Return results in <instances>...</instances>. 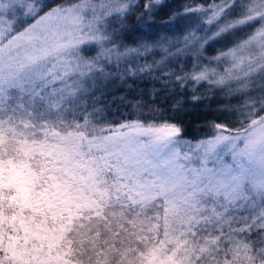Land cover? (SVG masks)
<instances>
[{
  "label": "snow or ice",
  "instance_id": "1",
  "mask_svg": "<svg viewBox=\"0 0 264 264\" xmlns=\"http://www.w3.org/2000/svg\"><path fill=\"white\" fill-rule=\"evenodd\" d=\"M115 80H149L154 114L122 97L133 111L102 131L143 133L139 166H178L204 213L231 224L249 212L234 235L264 264V196L250 188L264 184V0H0V127L106 120L102 86ZM218 97L205 132L189 137L176 114Z\"/></svg>",
  "mask_w": 264,
  "mask_h": 264
},
{
  "label": "trees",
  "instance_id": "2",
  "mask_svg": "<svg viewBox=\"0 0 264 264\" xmlns=\"http://www.w3.org/2000/svg\"><path fill=\"white\" fill-rule=\"evenodd\" d=\"M151 88L149 80L137 81L135 84L131 80L127 84L122 80L108 83L102 86L106 93L104 102L108 105V119L87 126L70 118L67 121L56 120L54 121L56 126L49 123L46 130L66 128L67 131L79 130L85 136L109 133L102 129L127 119L128 113L133 111L132 104L121 102L122 97L133 104L136 101L148 102V107L143 108L140 113L144 119H148L154 114V111L149 109L154 106L151 104L153 97L149 94ZM218 99L221 98L205 101L206 104L210 103L211 107H205L204 104L194 106L189 100L185 104L186 111L176 114V119L184 124L189 137H198L205 132L207 122L213 118ZM160 103L163 107H168L163 99ZM169 103L172 101L170 100ZM49 139L44 137L41 142H30L29 149L14 146V150L8 152L9 154L3 152V158H0V253L3 254L0 255V260L7 258L5 264H113L101 262L99 259L80 260L77 253L71 252L69 246L71 241H75L72 236L73 224L82 220L85 222L89 218H97L101 214L99 212L101 204L108 203L107 193L100 205L95 208H80L75 205L62 208L42 202L38 196L42 187L39 184L34 186V190L38 193L33 197L28 196L29 199L25 201L24 196L21 195L24 191L19 188V178L23 174H19L15 182L9 179L7 171L18 169V171L23 170L31 182L44 174L50 177L49 180L67 182V177L60 172L61 163L53 154H48L46 149H43L42 145L47 146L44 141ZM194 195L197 201L193 202L194 208L192 206L191 213H185V208L168 213L166 210L168 205L163 198L143 204L124 201L121 212H137V217L145 218L154 225L153 234L147 240L137 239L138 242H142L144 248L138 249L133 264H253V257L255 264H261L255 253H251V257L243 261L238 260L232 250L233 240L244 243L243 238H238L234 233L246 228L247 223L252 221L253 217L250 213L246 211L242 217H238L239 223L216 224V219L221 217L218 214L204 213L205 206L200 204L199 198ZM256 196L258 202L264 193L258 192ZM259 211L260 214H264V209ZM71 231V235L68 236V232ZM101 234L104 236L109 233L103 230ZM255 238L252 237L253 240ZM129 239L130 242L136 241L132 238V234L128 240H119L113 236L111 239L113 250L118 249L119 242ZM109 241L108 239V243ZM99 242L102 247L106 243L104 240ZM135 247L136 244H131V250Z\"/></svg>",
  "mask_w": 264,
  "mask_h": 264
},
{
  "label": "rangeland",
  "instance_id": "3",
  "mask_svg": "<svg viewBox=\"0 0 264 264\" xmlns=\"http://www.w3.org/2000/svg\"><path fill=\"white\" fill-rule=\"evenodd\" d=\"M117 81L119 80H115ZM49 123L56 126L54 121L40 120L33 124L24 119L16 122L19 127L16 125L0 127V153L11 152L15 149L14 146L29 149L28 143L41 142L44 137L50 138L44 141L47 146L42 145L43 149H46V153L53 154L61 163L60 172L67 177V182L49 180L50 177L46 174L39 175L37 180L31 182L23 170H20L22 171L20 173L18 169H9L8 177L14 182L19 174H23L19 178V188L24 191L21 195L25 201L38 193L34 190L36 184L42 185L38 195L42 202L62 208H69L71 205L95 208L100 205L107 193L108 203L101 204L103 207L101 206L99 211L101 214L97 218L73 224L72 236L75 241H71L69 246L71 252L77 253L80 260L99 259L101 262L113 264L135 263L138 249L144 248L142 242L138 240H147L153 234L154 225L145 218L137 217V212H121L124 201L143 204L163 198L168 205L166 209L168 213L181 211L183 208L186 209L185 213L192 212L193 202L197 201L194 194L200 189L192 188L189 191V188L196 181L180 173L178 166L176 172L169 174H157L139 166L136 142L143 133L138 129L128 128L119 133L85 136L79 130L67 131L66 128L48 131L46 129ZM4 153L0 158H3ZM242 162L254 171L258 169V163L255 161L245 158ZM250 188L255 196L258 192L264 193V184L259 180L250 182ZM230 220L232 218L229 216L217 218L216 224H226ZM103 230L109 234L103 236L101 234ZM72 231L68 232V236ZM130 234L136 241L130 242L129 239L119 242L118 249L114 251L112 237L128 240ZM100 240L106 241L103 247ZM131 244H136L134 250H131ZM232 247L233 254L238 260L245 261L251 257L247 245L243 242L235 239L232 241Z\"/></svg>",
  "mask_w": 264,
  "mask_h": 264
}]
</instances>
